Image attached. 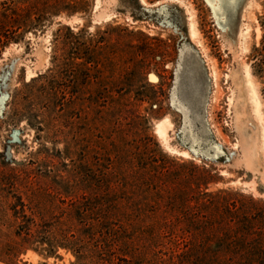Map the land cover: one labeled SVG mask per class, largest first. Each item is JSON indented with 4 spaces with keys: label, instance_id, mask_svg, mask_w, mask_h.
I'll list each match as a JSON object with an SVG mask.
<instances>
[{
    "label": "rangeland",
    "instance_id": "1",
    "mask_svg": "<svg viewBox=\"0 0 264 264\" xmlns=\"http://www.w3.org/2000/svg\"><path fill=\"white\" fill-rule=\"evenodd\" d=\"M70 4L82 10L72 12ZM7 9L16 15L7 33L17 40L0 53V264H81L73 250L49 254L46 243L63 229L51 227L53 218L70 208L58 189L75 187L85 173L96 181L118 168L142 208L162 196H194L203 171L218 177L210 191L233 189L264 201L260 120L251 109L246 120L243 111L250 70L264 124L257 53L264 48V0H0V16ZM75 36L79 51L68 50L67 68L56 79L59 94L39 92L31 81L52 72L61 41L73 44ZM91 47L94 63L87 62ZM165 118L172 123L166 140L157 134ZM242 125L257 145L252 158L245 155ZM136 157L145 168L134 174L135 183L117 162ZM141 178L149 190L137 187ZM29 196L34 217L49 220L32 244L17 235L14 212L17 197L29 204ZM163 216L134 211V219L145 220L135 227L142 229L135 242L149 243L145 228ZM159 243L146 264L169 259L174 246L169 239Z\"/></svg>",
    "mask_w": 264,
    "mask_h": 264
},
{
    "label": "trees",
    "instance_id": "2",
    "mask_svg": "<svg viewBox=\"0 0 264 264\" xmlns=\"http://www.w3.org/2000/svg\"><path fill=\"white\" fill-rule=\"evenodd\" d=\"M69 6L72 12L82 10L81 7ZM1 16L4 21L2 23L0 19V29L5 32L0 33V53L1 47L17 40L7 33V28L15 24L12 17L16 16L14 11L7 9ZM75 38L73 44L61 41V54L54 57L55 68L51 73L31 81L32 85H39V92L54 96L59 94L56 79L67 68L68 50L79 51V41ZM90 51L87 62L94 63V47ZM257 53L262 56L259 67L263 72L264 48ZM61 93L66 95L64 91ZM77 99L75 97L71 102ZM140 164L137 157L117 162L118 166L127 165L135 183L134 174L145 168ZM117 170L112 167L110 173L96 175V181L85 173L75 187L58 189L60 195L70 198V208L61 212L65 215L60 217L61 220L57 217L52 220L51 227L56 224L63 229L54 230L45 242L49 246V254L62 247L73 250L81 264H146L149 263L146 254L155 252L161 239H169L174 248L170 249L168 260H155L159 264H264L263 200L233 189L210 191L209 185L217 183L218 177L210 171H203L204 175L195 181L197 193L194 196L182 201L173 198L168 201L162 196L158 204L165 202L163 207L156 203V206L144 204L142 208L131 200L125 187L130 182L119 178ZM111 175L113 179L108 180ZM141 182L140 186H132L149 190V183L147 185L143 179ZM156 186L159 188L161 185ZM117 188L121 190L117 191ZM17 198L19 205L14 208L16 232L23 242L32 244L40 238L44 227H48L49 220L34 217L31 196L29 204L21 197ZM139 208L148 213L161 210L164 215L158 223L145 228L146 233H150L149 243L145 242V245L133 239V235L142 230L139 228L137 231L135 227L145 221L132 217L134 211H141Z\"/></svg>",
    "mask_w": 264,
    "mask_h": 264
},
{
    "label": "bare ground",
    "instance_id": "3",
    "mask_svg": "<svg viewBox=\"0 0 264 264\" xmlns=\"http://www.w3.org/2000/svg\"><path fill=\"white\" fill-rule=\"evenodd\" d=\"M143 2L145 3V0H143ZM190 32H191L192 38L197 39L199 37V31L197 30V24L193 20V18L190 21ZM249 32H250L249 27H245L244 29H242L241 36L244 40L247 39ZM199 43H201V42H199ZM200 45H202V44H200ZM246 85L248 88V93H249L248 98H249L250 102L248 103L249 105H245V108L243 110L245 116L247 117L245 119L248 120L249 110L251 109L254 112V114L257 116V118L260 120V130L259 131H260L261 138L264 140V124H263V116H262L263 115L262 114V102L260 100L259 93H258V90L256 88V84L253 81L250 70H248L247 74H246ZM241 120H242V117H240L238 121L241 122ZM171 125H172V123H171L170 118H165L158 123L157 134L159 135L160 138L166 140L167 129ZM241 128L244 131L243 137H244L245 155H246V157L252 158L256 152L257 145L256 146L254 145V148H253L251 137H249V134H248V132H246V129H245V127H243V125L241 126ZM254 138H256L255 140H257V136H255Z\"/></svg>",
    "mask_w": 264,
    "mask_h": 264
}]
</instances>
